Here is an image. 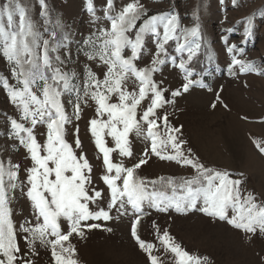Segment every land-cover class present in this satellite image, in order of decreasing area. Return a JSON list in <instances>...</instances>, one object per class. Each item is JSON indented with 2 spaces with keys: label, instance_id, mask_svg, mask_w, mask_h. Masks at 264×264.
<instances>
[{
  "label": "rangeland",
  "instance_id": "obj_1",
  "mask_svg": "<svg viewBox=\"0 0 264 264\" xmlns=\"http://www.w3.org/2000/svg\"><path fill=\"white\" fill-rule=\"evenodd\" d=\"M0 264H264V0H0Z\"/></svg>",
  "mask_w": 264,
  "mask_h": 264
},
{
  "label": "trees",
  "instance_id": "obj_2",
  "mask_svg": "<svg viewBox=\"0 0 264 264\" xmlns=\"http://www.w3.org/2000/svg\"><path fill=\"white\" fill-rule=\"evenodd\" d=\"M150 186L148 185V188H149ZM151 187L154 189V191H156V190H159L161 187L158 185V183H155V184H153V185H151Z\"/></svg>",
  "mask_w": 264,
  "mask_h": 264
}]
</instances>
